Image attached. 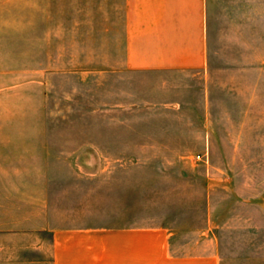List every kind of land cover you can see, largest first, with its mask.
I'll use <instances>...</instances> for the list:
<instances>
[{
    "label": "rangeland",
    "instance_id": "rangeland-1",
    "mask_svg": "<svg viewBox=\"0 0 264 264\" xmlns=\"http://www.w3.org/2000/svg\"><path fill=\"white\" fill-rule=\"evenodd\" d=\"M123 16V0H0V141L59 164L60 175L71 164L76 225L189 216L200 206L195 188L165 192V171L217 164L228 169L220 197L229 207L246 201L244 218L231 221L246 230L240 241L264 245V43L251 51L260 58L252 73L220 75L203 108L195 82L157 90L112 67ZM204 130L217 136L213 149L196 137L177 145L187 153L155 143L165 132Z\"/></svg>",
    "mask_w": 264,
    "mask_h": 264
},
{
    "label": "crops",
    "instance_id": "crops-1",
    "mask_svg": "<svg viewBox=\"0 0 264 264\" xmlns=\"http://www.w3.org/2000/svg\"><path fill=\"white\" fill-rule=\"evenodd\" d=\"M123 9L121 49L112 67L157 90H187L195 82L203 108L219 89L220 75L250 74L260 59L251 51L264 43V0H123ZM187 135L165 132L155 143L179 154L187 153V146L177 151L186 138L202 139L206 150L217 137L210 130ZM6 145L0 141V264H264V245L240 241L246 230L231 225L244 218L245 199L229 207L219 195L226 168L204 162L183 169L194 179H182L181 168L178 176L179 169L165 171V192L195 188L200 206L184 218L76 225L71 164L60 175L59 164L31 161Z\"/></svg>",
    "mask_w": 264,
    "mask_h": 264
},
{
    "label": "built area",
    "instance_id": "built-area-1",
    "mask_svg": "<svg viewBox=\"0 0 264 264\" xmlns=\"http://www.w3.org/2000/svg\"><path fill=\"white\" fill-rule=\"evenodd\" d=\"M197 158L200 159L201 158V155H197Z\"/></svg>",
    "mask_w": 264,
    "mask_h": 264
}]
</instances>
